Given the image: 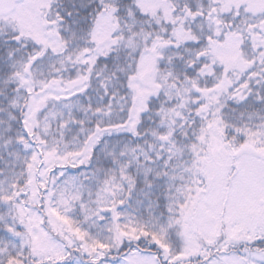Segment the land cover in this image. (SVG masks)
<instances>
[{
  "label": "snow or ice",
  "instance_id": "snow-or-ice-1",
  "mask_svg": "<svg viewBox=\"0 0 264 264\" xmlns=\"http://www.w3.org/2000/svg\"><path fill=\"white\" fill-rule=\"evenodd\" d=\"M0 264H264V0H0Z\"/></svg>",
  "mask_w": 264,
  "mask_h": 264
}]
</instances>
